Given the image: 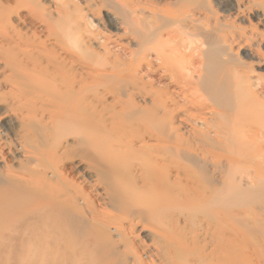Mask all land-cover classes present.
Listing matches in <instances>:
<instances>
[{"label":"bare ground","instance_id":"1","mask_svg":"<svg viewBox=\"0 0 264 264\" xmlns=\"http://www.w3.org/2000/svg\"><path fill=\"white\" fill-rule=\"evenodd\" d=\"M0 264H264V0H0Z\"/></svg>","mask_w":264,"mask_h":264},{"label":"rangeland","instance_id":"2","mask_svg":"<svg viewBox=\"0 0 264 264\" xmlns=\"http://www.w3.org/2000/svg\"><path fill=\"white\" fill-rule=\"evenodd\" d=\"M105 14H106L107 17H108V13H107L106 11H105ZM103 16H104V14H103ZM109 16H110V14H109ZM116 27H119V26H115V29H116ZM120 31L123 32L122 29H121ZM115 32H116V30H115ZM115 32H114V33H115ZM242 55H248V51H243V52H242Z\"/></svg>","mask_w":264,"mask_h":264}]
</instances>
